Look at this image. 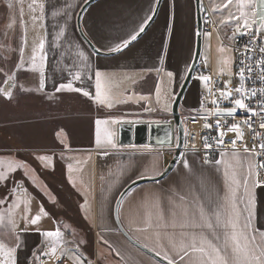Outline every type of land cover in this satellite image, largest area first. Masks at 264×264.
I'll return each mask as SVG.
<instances>
[{"label":"crops","instance_id":"obj_1","mask_svg":"<svg viewBox=\"0 0 264 264\" xmlns=\"http://www.w3.org/2000/svg\"><path fill=\"white\" fill-rule=\"evenodd\" d=\"M31 1L33 0H24V9L29 8ZM84 1L42 0L43 14L47 18L44 48L40 49L41 42L32 43L26 37L13 39L10 43V48L13 49L9 51L10 56L21 58L15 60V63L22 61L26 65L25 74L32 71V64H38L41 67L43 65L42 69L36 71L42 78L51 75L56 79L83 81L87 85L92 81L95 86V69H109L121 74L122 87H128L129 95L145 96L147 89L141 87L142 81L147 80L150 74L155 77L157 73L164 71L172 73L167 92L169 90L168 93L174 95L184 77V68L193 55L196 29L194 0H162L157 15L147 30L125 49L113 55L94 53L80 37L75 18ZM155 3L156 0H95L82 15L83 30L99 48L115 49L140 30L151 15ZM228 4H231L232 8L229 10L238 24L236 30L231 28L229 18L222 16L228 11ZM253 4L254 9L250 6ZM20 11L19 9L18 12ZM202 11L212 15L216 23L213 30L218 35L225 28L232 37L245 29V18L252 23V12L255 11L252 27L259 29L264 36V29H260L264 6L260 5L259 0H245L244 7L240 6V0H231V3L228 0H202ZM15 28L18 35L22 27ZM7 53L8 51L5 54ZM77 74L79 79H76ZM156 79L150 84V89L161 84L162 76ZM144 84L146 86L147 81ZM188 88L181 101L185 107L191 97L190 91L186 95ZM41 94L43 92L39 88L24 89L27 99L28 96ZM24 112L29 116L26 119L16 118L14 122L26 123L25 141L29 149H34L29 153L32 156L40 154L41 157H48L44 161L50 173L54 170V164L61 163L70 187L77 195L75 194L76 205L69 211L66 210L67 205L58 199L50 184L43 180V175L39 176L33 171L28 175L29 185L23 187L11 182L10 186H6V182L11 180V175H15L17 170H8V164L4 166L7 158L3 157L13 153L9 158L14 161L18 160V155L12 151L16 149L14 147L6 146L8 149L4 152L0 147V173L4 175V179H0V197L9 195L11 198L17 188L22 189V192L18 190L22 194L19 201L24 209L23 218L20 219L29 218L26 219V226L20 229L14 226L13 232L0 234V243L7 248L16 249V264H77L73 258L77 256L82 264H93V259L96 264H121L118 255H123L126 259L123 264H164L131 243L119 230L114 218V203L124 186L139 177L158 175L168 164L172 156L169 158L160 150L164 144H130L114 149L103 147L106 144L101 143L94 145L93 148L98 150L94 153L66 149L64 143L61 142L60 145L57 139L44 137L43 126L48 117H44L46 113H43L42 108H31ZM141 121L172 122L169 118ZM105 132L102 130L101 139H112ZM6 142L12 144L10 141ZM51 150L58 151L50 152ZM68 152H78V155L66 161L65 153ZM84 163H90L96 170L95 184L89 190L83 185L81 175ZM70 165H73V179L70 177ZM250 167L252 175H249ZM233 176L238 184L231 182ZM245 179L247 187L244 186ZM2 184H6L7 188L2 190ZM230 189L235 191L237 209L243 212L242 220L248 215L244 209L251 208L250 231L255 230L259 239V233L264 232V184L256 178L255 158L250 152H223L211 160H204L195 151H181L179 159L164 177L142 182L124 195L119 204V219L133 238L160 253L159 255L167 257L166 259H171L174 264H199L201 254L191 251L192 236L197 237V247L200 246L201 236L222 246L225 229L186 225L193 218V214L196 222L202 223L198 214L201 206L213 223L215 218L209 210H230L231 205L226 200ZM37 215L41 217L40 220L35 225L31 224L30 221ZM222 219H226V216ZM57 230L61 233L59 240L43 235ZM216 236H220L221 240H216ZM52 246L57 248L55 255H42L49 253ZM62 251L66 253L63 256L60 255ZM184 251H188L187 256ZM228 256L231 259L230 249Z\"/></svg>","mask_w":264,"mask_h":264},{"label":"rangeland","instance_id":"obj_2","mask_svg":"<svg viewBox=\"0 0 264 264\" xmlns=\"http://www.w3.org/2000/svg\"><path fill=\"white\" fill-rule=\"evenodd\" d=\"M24 0H0V147L3 152L8 149L6 146L14 147L12 149L14 154L18 155V160H10L9 154L7 162L8 170L9 165L17 170L15 175H11V180H8L6 184H2L1 188L4 190L6 186L15 184L17 186L29 185L30 173L33 171L43 175L45 182L49 183L54 192L58 195V199L67 205L66 210L76 205L75 192L70 187L68 178L64 174V170L61 163L54 164L53 172L47 171V164L44 160L39 159L40 154L32 156L29 152L34 149H29V145L25 141L27 139L26 123H15L14 121L19 118L26 119L27 115L24 111L33 108L37 110L42 108L44 117H48L44 122L43 130L44 137L47 139H57L58 143H64V148H72L78 150H88L87 152L94 153L96 150L94 145L97 143V137L99 136V144L104 143L103 147L120 148L124 145L117 143V126L118 123L123 121L137 122L141 120H164L169 118L172 121L171 115V103L174 95H171L167 87H170L171 77L169 72L162 71L157 73L155 77L151 74L148 75L147 80L142 81V88L147 89L146 95L141 96L137 94L129 95L128 87H122V76L119 72H114L109 69H95V74L99 71L101 75V98L104 100L100 103L96 98V75L95 86L91 81L89 85L83 83V81H75L73 79L61 78L56 79L49 75V77L42 78L39 71L42 67L38 64H32V71L25 74L26 65L21 62L15 63L17 59L10 56L9 51L10 43L13 39H20L26 37V40L32 43L42 42L45 39V18L44 7L42 0L31 1L32 9H24ZM22 4V5H21ZM11 5V7L9 6ZM42 6V7H41ZM232 8L231 4H228L222 16L229 18L231 22V28L236 30L238 27L237 21L229 9ZM23 15L21 16V11ZM44 13V14H43ZM35 17V19H33ZM49 19V18H48ZM23 21V23H22ZM15 26H21L22 30L18 32ZM226 29L222 30V34H217L216 31L204 32L203 46L198 65L199 72H196L186 95L191 92V97L186 107L181 103L179 106V112L181 114L182 121L185 120L186 115L193 112L198 100L197 96L200 90L205 88V82L200 79L202 76H207L209 73L215 74H229L232 71V48L230 46L231 34L226 33ZM20 37V38H19ZM8 51L7 54H5ZM5 54V56L3 55ZM179 54H176L178 57ZM189 64V62H188ZM184 68V74L189 65ZM21 72V73H20ZM143 72H141L142 74ZM115 74V75H114ZM114 75V76H113ZM33 76V78H32ZM159 76H162V82L158 86H153L150 89L152 81L158 80ZM14 77V79H13ZM42 79H41V78ZM124 78V77H123ZM143 74L141 75V79ZM112 79V80H111ZM108 80V82H106ZM43 81V86H41ZM147 81L145 86L144 82ZM141 82V83H142ZM158 82V81H157ZM137 83V82H135ZM72 84V89L60 88L61 85ZM27 87H33L34 89H41L43 94L37 96L24 95V89ZM81 91H77L76 89ZM135 88V87H134ZM141 88V91H142ZM17 89V92L16 90ZM57 89H60L59 91ZM137 89V88H135ZM11 91V97L8 98L5 93ZM22 91V92H20ZM88 92L89 95L85 96L83 92ZM142 93V92H141ZM32 102V103H31ZM79 118L77 119L76 117ZM80 121V122H76ZM97 121H101L99 125ZM102 130H105V134L112 139L103 138ZM108 131V132H107ZM31 135V133H30ZM8 139V140H6ZM64 139V140H63ZM70 139V142L69 140ZM175 126H173L172 143L175 142ZM37 139H31L36 141ZM10 141L12 144L7 143ZM17 141V143L13 142ZM19 141V142H18ZM110 141V143H109ZM7 144V145H6ZM115 145V147H113ZM31 146V145H30ZM32 147V146H31ZM51 150L50 152H54ZM56 150L55 152H57ZM48 152V151H47ZM61 152V151H60ZM1 155V154H0ZM66 161L77 157L76 153H65ZM15 157V156H14ZM69 157V158H68ZM86 162V161H85ZM95 166L90 163H84L82 166V179L83 185L86 189L93 188L96 180ZM3 167L2 170H4ZM71 171V179H73V165L69 166ZM33 176H31L32 178ZM70 180V179H69ZM71 181V180H70ZM40 183L41 180H40ZM43 184V183H42ZM60 184V186L58 185ZM6 185V186H5ZM22 187V188H23ZM20 192L22 189L17 188ZM16 190L12 194L0 197V200L4 203L0 204V216L3 220L0 221V234L10 233L14 231V226L18 229L26 226V219L22 214V202L19 201V197L22 196L20 192ZM40 193V192H39ZM77 195V194H76ZM70 208H69V207ZM22 216V217H20ZM11 221H14V226ZM125 256V255H124ZM119 262L123 264L126 259L123 255H118ZM126 257V256H125ZM3 259V254L0 253V260Z\"/></svg>","mask_w":264,"mask_h":264},{"label":"built area","instance_id":"obj_3","mask_svg":"<svg viewBox=\"0 0 264 264\" xmlns=\"http://www.w3.org/2000/svg\"><path fill=\"white\" fill-rule=\"evenodd\" d=\"M215 26L212 15L208 12L203 13L204 32H211ZM256 30L254 27L245 28L230 40L231 73L207 75L210 81L207 85L205 84L204 89L200 90L193 112L186 115L183 121L185 135L181 151H195L204 160H211L223 152H246L245 148L252 150L255 147V175L258 173L257 180L264 184V168L257 167L264 163V152L259 149V145L264 143V128L260 127V124L264 122V72L261 71L264 65L260 63L261 58H264V53L260 52V48L264 47V36ZM241 72L244 75L243 80ZM241 87L244 89L243 94L235 91ZM221 91L231 92V96L225 98L221 96ZM240 98H244L247 107L255 110L256 115L253 116L245 110H238L231 117L216 114L217 108L223 113L235 107L234 100ZM217 121H219V127H217ZM249 123L252 125L251 128ZM205 124L210 127H205ZM233 124L239 125L242 139L238 138L237 132L228 130ZM220 140L223 143H219ZM232 141H235V145ZM206 143L209 147H205ZM160 150L170 158L175 150V142L165 144ZM92 262L96 264L95 259Z\"/></svg>","mask_w":264,"mask_h":264},{"label":"snow or ice","instance_id":"obj_4","mask_svg":"<svg viewBox=\"0 0 264 264\" xmlns=\"http://www.w3.org/2000/svg\"><path fill=\"white\" fill-rule=\"evenodd\" d=\"M22 2V0H21ZM35 2V0H33ZM260 5L264 6V0H259ZM228 3H231V0H228ZM11 7V5H9ZM240 6H245V0H240ZM253 9L255 8V5H250ZM42 7V6H41ZM29 8L32 9V5H29ZM23 15V11L21 9V16ZM245 15L246 14H242ZM35 19V17H33ZM150 19V18H149ZM238 19V18H237ZM261 24L260 29H264V16L260 17ZM255 22V11L252 12V23ZM23 23V21H22ZM252 23H250L249 19L245 18L243 21L245 28H251ZM140 32L144 31V26H141ZM257 32L259 29L256 30ZM137 34H134L131 37V40H135L137 38ZM26 43V40H25ZM129 41H125L123 46H127ZM40 49L44 48L43 41L39 45ZM121 48L117 47L115 51H120ZM21 52H23V49H21ZM260 52L264 53V47L260 48ZM80 55H83L81 53ZM35 59V57H33ZM260 63L264 65V58H261ZM262 72H264V68L261 69ZM101 73L99 71L96 72V98L100 101V103H103L104 100L101 98ZM169 77L172 76V73H168ZM79 74L76 75V79H79ZM14 79V77H13ZM205 84L207 85L210 81V77L208 76H202L200 77ZM241 79H244L243 72H241ZM41 86H43V81H41ZM72 84L67 85H61L60 88H68L72 89ZM58 91L60 89H57ZM77 91H81L80 89H76ZM237 93L244 92L243 87L237 88L235 90ZM210 94L211 91L209 90ZM85 96H88V92H83ZM5 95L10 98L11 97V91L5 93ZM253 95H255V91H253ZM221 96L225 98H229L231 96V92H224L221 91ZM213 103L215 104L216 101L214 100ZM235 107L231 109L225 110L223 113L219 108H217L216 114L217 115H226L228 117L234 116V114L238 110H245L251 113V115H256L255 110L249 109L247 105L244 102V98L235 99L234 100ZM102 123L101 121H97V124L99 125ZM205 127H210V125L205 124ZM217 127H219V121H217ZM252 125L249 123V128H251ZM261 128H264V122L260 124ZM229 131L237 132L238 138L242 139V133L239 132V125L233 124L229 129ZM221 137L223 136V133L221 132ZM97 143L99 144V136L97 137ZM219 143H223L222 140L219 141ZM233 145H235V141H232ZM115 147V145H113ZM205 147H209V145L206 143ZM259 149L261 152H264V143H261L259 145ZM246 152H252L253 155L256 154L255 147L252 150H249L245 148ZM41 160H47L48 157H39ZM217 163H220V161H217ZM185 167H187V162L185 161ZM259 168H264V163L257 165ZM10 170H14L12 168V165H9ZM249 175H252L251 167L249 170ZM258 176V173H256ZM0 179H4V175L0 173ZM233 184H238L239 182L235 179L233 176L232 181ZM244 186L247 187V179L244 180ZM226 200L229 201L231 208L227 212H225L222 209H216L215 211L209 210L211 212V216L215 218V222L213 223L212 218L205 212V209L201 206L198 208V214H199V220L202 223H197L195 220V214H193V218L190 220V222L186 225L188 227H207L209 229H212L215 227H222L225 229L223 233V241L222 246H218L217 244H214L211 240H207L205 237L201 236L199 237V247L196 246L197 237L195 235L192 236V246L191 251L194 253H200L201 258L199 259V264H264V232L259 233V239H257V232L255 230L250 231L251 228V218H252V212L250 207H246L244 211L248 213L247 216H244L243 220L241 219V216L243 215V212L237 209L236 201H235V191L233 189H230V195L226 197ZM4 203V201L0 200V204ZM249 205L251 204V200L248 201ZM226 219H222V217H225ZM40 216L37 215L34 217L30 223L35 225L39 220ZM3 220V217L0 216V221ZM14 226V221H11ZM230 230V231H229ZM43 235L47 237H55L57 240L61 238V233L59 230L55 232H46L43 233ZM216 240H221L220 236L215 237ZM231 250V259H229L228 251ZM15 248H7L3 243H0V253L3 254V259L0 260V264H16V258H15ZM57 252V248L55 246H52L49 253H42V255H55ZM65 252H61V256L65 255ZM160 253H157L159 255ZM184 255H188V251H184ZM77 264H82V261L80 258L73 257ZM167 258V257H166ZM183 259V256L181 257ZM169 264H174V262L169 259Z\"/></svg>","mask_w":264,"mask_h":264},{"label":"water","instance_id":"obj_5","mask_svg":"<svg viewBox=\"0 0 264 264\" xmlns=\"http://www.w3.org/2000/svg\"><path fill=\"white\" fill-rule=\"evenodd\" d=\"M95 0H85L80 8L78 9L76 13V28L80 35V37L84 40V42L87 44V46L96 54L99 55H113L116 54L123 49H125L127 46H129L131 43H133L135 40H137L151 25V23L154 21L159 6L161 4L162 0H156V3L154 5L153 11L149 18L146 20V22L143 24L144 31L140 32L138 31L137 38L135 40L128 39L129 43L127 46L120 45L121 48L120 51H115V49L112 50H103L96 46L93 41L87 36L85 31L83 30L81 18L83 13L85 12L86 8ZM195 3V43H194V50L193 55L191 58V61L189 63V66L184 74V77L174 93V97L171 103V115H172V122H147V121H137V122H127L123 121L118 123L117 126V142L120 145H142V144H170L172 142V133H173V126H175V150L172 155V158L168 162V164L165 166V168L159 173L158 175L151 176V177H139L136 179H133L128 184L124 186V188L120 191L118 194L115 203H114V218L117 224V227L119 230L124 234V236L134 245L142 249L143 251L147 252L157 260L161 261L164 264H169V260L161 255H157L156 252L149 249L145 245H143L141 242L133 238L127 230L123 227L119 215V204L124 197V195L134 186L150 180H158L162 177H164L173 167L175 161L179 159L181 155V148L184 142V126L183 121L181 118V114L179 112V106L181 104V101L185 95V92L190 84V82L193 79L194 74L196 73V69L200 63L201 53H202V46H203V36H204V30H203V11H202V0H194ZM136 33V34H137Z\"/></svg>","mask_w":264,"mask_h":264},{"label":"trees","instance_id":"obj_6","mask_svg":"<svg viewBox=\"0 0 264 264\" xmlns=\"http://www.w3.org/2000/svg\"><path fill=\"white\" fill-rule=\"evenodd\" d=\"M196 72H199V68L197 67Z\"/></svg>","mask_w":264,"mask_h":264}]
</instances>
